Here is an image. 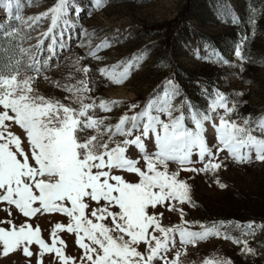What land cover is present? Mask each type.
I'll return each mask as SVG.
<instances>
[{"label":"rangeland","instance_id":"1","mask_svg":"<svg viewBox=\"0 0 264 264\" xmlns=\"http://www.w3.org/2000/svg\"><path fill=\"white\" fill-rule=\"evenodd\" d=\"M56 2L18 0L11 15L0 8V75L16 76L17 81L31 77L33 94L72 107L78 105L65 89L80 87L79 82L87 79L91 92L86 95L97 105L101 100L118 102L108 112L95 109V115L106 118L109 125H115L122 115H135L150 98L163 97L165 90L175 87L179 94L172 105L180 111L173 116L182 111L185 125L195 131L192 112H208L219 92L227 97L229 107L236 105L231 119L238 124L249 119L253 134L264 138L256 127L264 118V0H103L100 7L95 0H68L66 13L53 26L49 9ZM36 17L40 19H30ZM238 45H243V61L235 55ZM130 62L133 67L120 84L100 72L115 66L119 73ZM84 66L90 69L86 75ZM133 104L137 107L132 108ZM223 112L217 109L213 116ZM162 119L169 122L166 114ZM12 131L25 136L19 126ZM203 134L215 151L218 141L210 124H205ZM146 147L155 151L154 141L146 142ZM240 151L248 156L245 162H237L224 150L212 161H222V167L206 174L180 170L199 169L207 162L198 158L195 149L191 164L170 163V171H179V179L189 185L191 204L174 202L183 208L184 220L189 222L184 226L202 231L201 225H217L221 233L194 246L181 245L177 235L168 256L179 250L180 264H204L205 260L209 264L219 260L264 264V161L257 160L252 149ZM128 155L137 157L139 153L133 148ZM159 211L165 212V227L181 224L179 212L163 207ZM5 215L0 211V217ZM24 221L38 226L41 238L51 244L54 224L67 225L69 218L60 213H38L32 218L17 214L15 222ZM249 224L255 226L254 231L247 228ZM57 235L65 241L66 255L80 256L74 234ZM244 241L251 253L244 251ZM57 247L64 246L58 242ZM31 249L38 251V245ZM52 256L45 254L44 264ZM0 264H27V259L16 251L0 254Z\"/></svg>","mask_w":264,"mask_h":264},{"label":"snow or ice","instance_id":"2","mask_svg":"<svg viewBox=\"0 0 264 264\" xmlns=\"http://www.w3.org/2000/svg\"><path fill=\"white\" fill-rule=\"evenodd\" d=\"M95 4L100 7L103 0H95ZM14 5L18 6V0H0V8L9 15ZM67 7L68 0H57L49 9L53 26ZM30 19L38 21L40 17ZM242 46L235 50L241 61ZM131 67L130 62L122 72L117 73L115 66L112 71L102 68L100 72L120 84ZM89 71L84 66L85 75ZM32 79L17 81L16 76L0 75V204L7 205L0 207L6 214L0 217V254L20 251L27 264H44L45 254H54L49 264H180L179 250L168 256L177 235L181 245L194 246L221 233L217 225H201L202 231L184 226L189 222L184 220L183 208L174 202L191 204L189 185L179 179V171H170V163L191 164L194 149L198 158L207 162L199 169L180 170L205 174L218 170L223 162L212 161L224 150L237 162H245L248 156L241 154L242 148L254 150L255 158L264 161V138L253 134L249 119L242 124L231 119L236 105L229 107L222 93H216L208 112H192L195 131L185 125L182 111L173 116L174 111H180L172 105L179 94L175 87L165 90L163 97L150 98L135 115H122L115 125H109L106 118L95 115V109L108 112L118 102L101 100L97 105L86 95L91 92L87 79L79 82L80 87L65 89L73 94L72 103L78 107L33 94ZM217 109L224 112L214 117ZM165 114L169 122L162 119ZM206 123L216 133L215 151L203 134ZM15 126L23 130L24 137L12 131ZM256 127L264 135V118ZM150 141H154L155 151L147 149ZM133 148L137 157L128 155ZM161 207L179 212L181 224L165 227ZM38 213H60L69 218L67 225L54 224L51 244L41 238L38 226L15 222L17 214L32 218ZM254 227L247 225L253 231ZM60 232L74 234L75 244L82 250L79 257L65 254V241L57 235ZM58 242L64 247H57ZM243 243L244 251L251 253L247 241ZM33 244L38 245V251L31 249Z\"/></svg>","mask_w":264,"mask_h":264}]
</instances>
